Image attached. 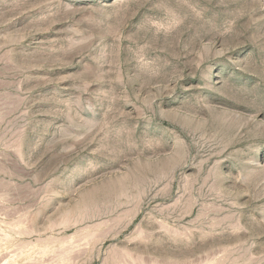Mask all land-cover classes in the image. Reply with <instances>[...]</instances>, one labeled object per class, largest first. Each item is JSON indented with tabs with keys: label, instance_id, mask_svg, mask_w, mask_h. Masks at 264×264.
I'll return each instance as SVG.
<instances>
[{
	"label": "rangeland",
	"instance_id": "rangeland-1",
	"mask_svg": "<svg viewBox=\"0 0 264 264\" xmlns=\"http://www.w3.org/2000/svg\"><path fill=\"white\" fill-rule=\"evenodd\" d=\"M0 264H264V0H0Z\"/></svg>",
	"mask_w": 264,
	"mask_h": 264
},
{
	"label": "bare ground",
	"instance_id": "bare-ground-1",
	"mask_svg": "<svg viewBox=\"0 0 264 264\" xmlns=\"http://www.w3.org/2000/svg\"><path fill=\"white\" fill-rule=\"evenodd\" d=\"M198 167V166H197ZM198 169H200V168H198ZM199 171V170H198Z\"/></svg>",
	"mask_w": 264,
	"mask_h": 264
}]
</instances>
